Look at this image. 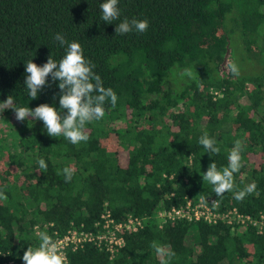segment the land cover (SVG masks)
<instances>
[{
	"label": "trees",
	"instance_id": "trees-1",
	"mask_svg": "<svg viewBox=\"0 0 264 264\" xmlns=\"http://www.w3.org/2000/svg\"><path fill=\"white\" fill-rule=\"evenodd\" d=\"M102 2L0 0V103L14 101L0 104L11 137L10 148L0 146V192L7 196L0 200V263H19L39 245L34 228L44 224H52L49 235H96L104 213L123 224L129 215L151 217L200 198L216 199L222 212H264V0H119L120 20L112 24L101 20ZM125 18L147 19L149 28L116 35ZM56 33L82 46L103 86L118 96L104 118L86 124L89 140L79 145L48 136L40 120L17 121L11 108L48 104L59 111L58 81L46 78L50 86L34 100L24 85L28 61L43 66L49 55L57 62L65 55ZM235 37L245 51L236 63L240 75H221ZM185 69L191 77L181 75ZM205 132L218 154L199 144ZM237 140L243 166L234 191L216 197L202 175L213 162L227 167ZM66 167L74 169L70 182ZM252 182L254 194L234 199ZM120 236L113 254L86 244L67 252V264H160L153 241L176 253L171 264H264V232L248 224L233 230L223 222L167 221Z\"/></svg>",
	"mask_w": 264,
	"mask_h": 264
},
{
	"label": "clouds",
	"instance_id": "clouds-1",
	"mask_svg": "<svg viewBox=\"0 0 264 264\" xmlns=\"http://www.w3.org/2000/svg\"><path fill=\"white\" fill-rule=\"evenodd\" d=\"M119 0H104L100 4L102 13L101 20L107 24H112L120 20L121 9L118 7ZM149 28L147 19L137 20L135 18L129 20L123 19L116 23V35H125L132 32L144 33ZM55 41L59 42L61 47L67 45L65 55L57 62L49 55L47 62L43 66H38L32 60L25 65L27 73L24 85L28 91L30 99L37 98L38 93L44 87L50 86L47 83L49 76L53 82L58 81L59 95V111L48 104H41L34 109L27 107H11L15 112V119L23 122L26 118L32 120H40L43 122L47 135L59 138L63 136L72 145L86 143L89 136L85 131L86 124L99 121L105 117V105L110 104L115 107L118 96L112 88H105L100 76L93 69L95 65L83 54V48L78 42L69 43L65 37L60 34H54ZM228 71L233 76L240 75L239 66L232 62L227 65ZM182 76H192L191 69H185ZM14 103L9 96L4 102V109ZM3 109V110H4ZM2 112V111H0ZM61 113H64L61 115ZM199 144L203 146L205 152L209 155L218 154L220 149L216 145V141L210 138L205 132L199 138ZM243 145L241 141H235L234 148L228 155V165L223 169H218L215 162L208 166V169L202 175L203 181H207L213 186L216 197H222L226 192H233L234 173H237L243 166ZM42 172L47 171V164L44 159L37 161ZM65 182H70L74 169L64 168L61 170ZM58 171V175L61 174ZM257 190L255 182L247 185L242 190L235 192L234 199L243 201L246 196L254 194ZM7 196L0 192V200H6ZM40 243L37 247H28L23 253L22 260L24 264H67L66 255L58 248L57 244L46 232L39 233ZM151 247L161 258L160 264H171L176 253L169 247L162 246L153 241Z\"/></svg>",
	"mask_w": 264,
	"mask_h": 264
},
{
	"label": "built area",
	"instance_id": "built-area-1",
	"mask_svg": "<svg viewBox=\"0 0 264 264\" xmlns=\"http://www.w3.org/2000/svg\"><path fill=\"white\" fill-rule=\"evenodd\" d=\"M219 202L214 198L198 199L192 203L186 201L178 207L158 208L150 217H136L129 215L123 224H117L111 219L109 213L101 216L103 221L102 232L92 235L77 229L68 230L64 235L59 236L56 232L49 235L57 244L58 248L67 255L69 250H76L86 244H93L98 248H105L106 251L113 254L116 247L123 245V239L120 236L122 230L125 232H137L151 224L162 227L167 221H187L188 223L204 221L208 224L223 222L233 228L239 229L250 225L257 234L264 232V212H258L256 216H248L238 212L235 208L230 212H222L219 209ZM52 227V224H44L43 227L35 226V237L39 240V233L45 232L46 228ZM39 244V242H38ZM4 256V255H2ZM0 264H24L23 260L16 263L14 260H5Z\"/></svg>",
	"mask_w": 264,
	"mask_h": 264
},
{
	"label": "rangeland",
	"instance_id": "rangeland-1",
	"mask_svg": "<svg viewBox=\"0 0 264 264\" xmlns=\"http://www.w3.org/2000/svg\"><path fill=\"white\" fill-rule=\"evenodd\" d=\"M233 45H234L233 52L231 53L230 51H228L225 61L223 65L221 66V69H220L221 75H226L229 72L227 68V65L229 63H232V62L237 63L241 61V59L245 56V51H244L243 45L241 44L240 39L236 38ZM9 132H10V124L9 122H7L6 119H3V121L0 122V146H3V148L11 147L10 145L11 137H10Z\"/></svg>",
	"mask_w": 264,
	"mask_h": 264
}]
</instances>
